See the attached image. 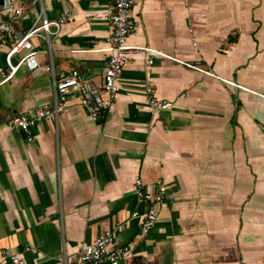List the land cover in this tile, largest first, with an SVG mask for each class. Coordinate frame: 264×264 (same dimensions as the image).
<instances>
[{
    "label": "crops",
    "instance_id": "obj_1",
    "mask_svg": "<svg viewBox=\"0 0 264 264\" xmlns=\"http://www.w3.org/2000/svg\"><path fill=\"white\" fill-rule=\"evenodd\" d=\"M10 2L22 6L14 39L24 19H75L58 34L51 27L48 43L33 37L40 68L20 66L8 81L10 40L0 43V249L25 264H77L82 242L118 224L115 246L129 248L118 264H264V0H141L128 44L200 70L165 58L147 68L135 55L95 120L80 102L87 93L107 100L102 50L112 25L104 13L114 0ZM49 65L56 81L77 71L79 85L65 96L67 109L38 122L28 141L6 122L51 102ZM147 87L174 106L152 116ZM135 180L146 191L157 181L167 187L144 237L133 218L145 210Z\"/></svg>",
    "mask_w": 264,
    "mask_h": 264
},
{
    "label": "built area",
    "instance_id": "obj_2",
    "mask_svg": "<svg viewBox=\"0 0 264 264\" xmlns=\"http://www.w3.org/2000/svg\"><path fill=\"white\" fill-rule=\"evenodd\" d=\"M140 1L114 0L112 9L104 13V17L112 25L111 34L106 38V46L102 50L107 56L103 73V91L107 96V100L105 103H101L95 95L87 93L80 102L82 106L89 109L92 120L97 118L98 112L103 107L109 106L115 100L118 93L117 80L127 63L135 55L144 58L147 68H150L157 58H165L190 69L200 70L199 67L179 61L161 50L152 47L130 46L128 44L129 40L138 31L139 25L132 12ZM4 11H7L6 15H4ZM3 16H6V18H3ZM21 17L22 6L15 8L11 2L6 9L0 10V43L10 40V46L5 56V62L9 70L7 74L2 75L3 81L10 80L19 70L20 66H24L25 70L29 72L38 70L40 66L36 52L33 51L31 39L39 36L48 43L51 27L55 29V34H58L64 24L75 19L74 14L71 12H63L55 21H48L42 15L20 38L14 39L15 33L12 24L18 22ZM188 32L192 46L197 49L191 25ZM23 51H27V53L19 59L17 64H12L14 56L20 55ZM43 70L51 75V102L37 107L31 113L12 116L6 122V127L9 130L23 132L28 141L32 140L31 129L38 122L42 120H55L58 114L67 109L65 96L71 89L79 85L80 75L77 71H73L68 78L56 81L51 65L44 67ZM204 73L211 74L209 71H205ZM223 82L234 89L247 91L233 81L223 80ZM146 92L149 94L147 101L148 111L152 116L162 111L170 110L174 106L173 102L157 99L153 95L151 88L147 87ZM261 97L264 98V96ZM181 98H184V94L180 95ZM91 103L92 105H97L92 106ZM134 192L145 207V210L141 214L137 212L133 213V218L139 217L141 219L139 235L140 237H144L150 233L159 217L161 208L167 197V187L163 182L157 181L152 190L146 191L143 189L142 182L135 180ZM120 228L121 226L117 224L113 229L104 230L92 242H82L79 246L77 264H102L103 262L118 264L129 252L128 247L115 246L116 234ZM29 251L35 253L34 250ZM4 263L25 264V260L20 254L0 249V264Z\"/></svg>",
    "mask_w": 264,
    "mask_h": 264
},
{
    "label": "water",
    "instance_id": "obj_3",
    "mask_svg": "<svg viewBox=\"0 0 264 264\" xmlns=\"http://www.w3.org/2000/svg\"><path fill=\"white\" fill-rule=\"evenodd\" d=\"M10 4V0H0V10H4L6 9ZM7 14V11H4V15ZM14 24V23H13ZM13 24H12V27H13ZM22 26H23V31H27L31 28L32 26V23L26 19H24V21L22 22ZM14 29V27H13ZM23 32H20L18 34V38H20L22 36ZM98 101H101L100 99H97Z\"/></svg>",
    "mask_w": 264,
    "mask_h": 264
},
{
    "label": "trees",
    "instance_id": "obj_4",
    "mask_svg": "<svg viewBox=\"0 0 264 264\" xmlns=\"http://www.w3.org/2000/svg\"><path fill=\"white\" fill-rule=\"evenodd\" d=\"M20 1H28V0H20ZM29 1H32V0H29ZM104 121V117L103 115L100 117V119L98 120L99 123H102Z\"/></svg>",
    "mask_w": 264,
    "mask_h": 264
}]
</instances>
